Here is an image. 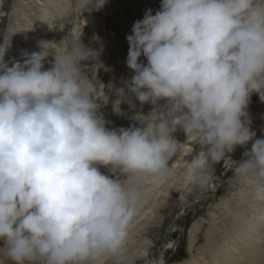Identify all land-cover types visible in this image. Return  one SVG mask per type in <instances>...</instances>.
<instances>
[{
    "label": "clouds",
    "instance_id": "clouds-1",
    "mask_svg": "<svg viewBox=\"0 0 264 264\" xmlns=\"http://www.w3.org/2000/svg\"><path fill=\"white\" fill-rule=\"evenodd\" d=\"M106 2L80 0L82 13L99 11ZM57 20L44 21L56 28ZM126 39V64L133 75L115 89L119 104L114 102L113 110L123 114L120 103L128 102L136 109L135 123L110 127L99 95L105 85L85 71L87 62L99 63L102 49L81 39L68 46L64 40L41 41L42 51L25 50L20 59L6 61L11 39L3 37L4 262L105 264L112 258L122 264L142 193L137 184L122 183L115 175L166 179L169 161L184 144L173 135L178 129L185 143L200 146L192 180L207 184L212 171L206 162L216 164L242 146L243 158L232 172L264 202V138H257L249 112L254 93L264 102V0H161L155 14L145 10ZM50 51L54 60L45 69ZM128 93L139 101L138 109ZM144 104L151 105L147 113Z\"/></svg>",
    "mask_w": 264,
    "mask_h": 264
},
{
    "label": "rangeland",
    "instance_id": "rangeland-1",
    "mask_svg": "<svg viewBox=\"0 0 264 264\" xmlns=\"http://www.w3.org/2000/svg\"><path fill=\"white\" fill-rule=\"evenodd\" d=\"M160 3L161 0H107L99 11L82 13L80 0H0V43L3 37L11 39L5 60L13 57L20 59L21 52L25 50L29 54L42 51L41 41L60 43L64 40V45L68 46L81 39L85 45L102 49L99 63L87 62L89 65L85 66V71L90 78L95 77L98 83L105 85L104 91L108 97L103 91L99 95L106 102L101 111L105 119L112 122L109 126L128 127L135 123L132 116L136 109L130 108L125 101L120 103L123 114L113 110L114 102L117 106L119 104L118 100L115 101V89L123 87L124 81L133 75L126 64L129 49L126 37L131 34L133 24L143 19L145 10L151 8L155 14ZM44 20H57V27L50 28ZM61 22L64 24L63 30L59 29ZM51 46L60 49L59 44ZM53 60L54 54L50 51L45 69L52 66L50 62ZM109 84L113 85L111 90ZM128 98L136 104L137 109L140 107L139 101L130 93ZM150 109L151 105H143L144 113ZM262 109L264 102L254 93L249 112L251 127L256 131L257 138H264V131H261L264 129ZM183 134L180 129L173 133L179 143L186 141ZM185 148H181L176 157L169 161L171 174L160 185L154 184L156 179L148 181L143 177L116 173L115 178L122 183L137 184L141 198L145 197L146 200L141 207L136 206L122 264H199L203 259L207 262L211 257L218 258V253H221L219 248L229 242L226 233L232 234L233 238L237 235L236 229L242 225L241 221H234L237 214L243 212L247 218L254 217L253 214L261 211L258 204L264 206V202L253 197L251 187L232 172L237 161L243 158L245 149L233 159L225 157L216 164L206 162V167L212 171V178L202 185L190 178V169L196 157L192 155L193 147L189 145ZM250 148L251 142L247 149ZM174 161L176 164H171ZM227 163L228 168L221 174V169ZM101 171L111 175L104 168ZM254 201L258 209L253 205ZM261 227L264 229V223ZM262 241L263 252L255 256L259 263L260 259L264 260ZM2 244L3 241H0V246ZM1 261L3 257H0ZM105 264H114V261L108 258Z\"/></svg>",
    "mask_w": 264,
    "mask_h": 264
},
{
    "label": "bare ground",
    "instance_id": "bare-ground-1",
    "mask_svg": "<svg viewBox=\"0 0 264 264\" xmlns=\"http://www.w3.org/2000/svg\"><path fill=\"white\" fill-rule=\"evenodd\" d=\"M262 113L264 114V109H262ZM183 138L186 139V136L184 134H183ZM181 143H184L181 146V148H183L184 150L186 149L185 147H187L189 145H190V147H193V150H194V152L192 154L193 156L198 154V152L200 151V146L198 144L191 145V144H188V143H185V142H181ZM248 145L246 146V148L248 147ZM243 149H245V147L237 146L235 151L230 154L229 159H233ZM199 158H202V157H199ZM196 159H197V157H196ZM173 163L176 164V161L172 162L171 164H173ZM228 164L229 163H227V165L221 169V174H224V172L228 168ZM147 180L149 181L150 179H147ZM163 180L164 179H162V180L161 179H156L154 181V184L155 185H160L161 183H163L162 182ZM146 192H147V190H146ZM144 201H146L145 197L141 198L140 201L137 204V207H139L142 204V202H144ZM254 204H256V201L253 202V205ZM258 205H260L261 211L259 209L260 212H257V214H253L254 217H248L247 218L243 214V212H242V214H240V213L237 214V217H235L234 221L235 222H240L241 221V224H242L238 229H236L237 230V232H236L237 235L232 238V234H228L227 235V233H226L228 241L233 243L234 245L232 246L229 242H228V244L222 245L219 248V249H221L220 250L221 253H218V255H219L218 258L217 257H215V258L211 257V260H207V262L206 261L204 262L203 261L204 259H203L201 261V263H199V264H264L263 258L260 259V263L257 261V259H256L257 257L255 258L256 253L263 252L261 244L263 243L262 239L264 240V231H263L264 229L261 227V224L264 223V206H263V204H258ZM254 207L256 209H258L259 206H255L254 205ZM246 212L247 211H245V213ZM237 236H238V239H236ZM254 238H255V243H254ZM234 239H236V240L234 241ZM236 247H238V248H236ZM238 249H239L240 252L239 251L236 252ZM244 255H246V256H244ZM242 257H245V259H243ZM246 257L248 258V260H246ZM7 262H4V260H3V261H1L0 264H7Z\"/></svg>",
    "mask_w": 264,
    "mask_h": 264
}]
</instances>
